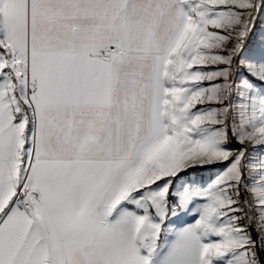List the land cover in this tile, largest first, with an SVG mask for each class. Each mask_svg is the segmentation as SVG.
I'll use <instances>...</instances> for the list:
<instances>
[{
  "label": "snow or ice",
  "instance_id": "1",
  "mask_svg": "<svg viewBox=\"0 0 264 264\" xmlns=\"http://www.w3.org/2000/svg\"><path fill=\"white\" fill-rule=\"evenodd\" d=\"M0 264H264V0H0Z\"/></svg>",
  "mask_w": 264,
  "mask_h": 264
}]
</instances>
